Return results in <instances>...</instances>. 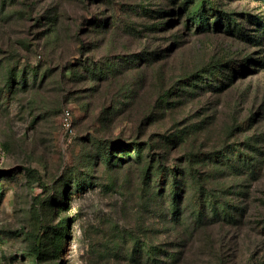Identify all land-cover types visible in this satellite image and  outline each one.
Segmentation results:
<instances>
[{
	"label": "rangeland",
	"instance_id": "1",
	"mask_svg": "<svg viewBox=\"0 0 264 264\" xmlns=\"http://www.w3.org/2000/svg\"><path fill=\"white\" fill-rule=\"evenodd\" d=\"M201 1L0 0V264H32L35 240L46 249L41 264H136L147 237L169 249L176 232L192 233L197 260L207 261L199 248L207 238L224 240V251L236 240L264 259V35L255 21L264 22V0H205L232 18L234 33L189 30ZM208 70L214 87L183 92L185 76L198 83ZM169 137L180 139L169 144L180 145L175 162L205 156L207 205L245 209L243 227L213 219L193 229L187 196L173 227L148 205L151 156L144 148L136 163L121 150ZM103 148L117 167L94 159L76 194L74 176ZM155 175L163 190L169 175Z\"/></svg>",
	"mask_w": 264,
	"mask_h": 264
},
{
	"label": "trees",
	"instance_id": "2",
	"mask_svg": "<svg viewBox=\"0 0 264 264\" xmlns=\"http://www.w3.org/2000/svg\"><path fill=\"white\" fill-rule=\"evenodd\" d=\"M210 15H213L212 20H209L208 16ZM188 18L187 27L189 30L194 28L195 31L207 32L210 29H213L221 30L226 33H234L237 30L235 29V26H231V22L233 21L232 18H230L227 13L216 10L215 3L210 1H201V3L196 6L194 10L188 12ZM255 21L261 23L259 24V29L264 35V22L259 19ZM147 61L150 63L152 60L147 59ZM246 70H248V68H246ZM207 73H210V70L203 72L198 76V78L195 79L198 83H194L191 79H189L190 76H185L184 83H187L188 88H184L183 92L185 93L188 89H190V87L191 89H194V87H214L213 81L207 77ZM95 76L97 75L92 72V77ZM222 85L223 84H221L219 88L215 87L214 89L219 90L223 87ZM183 86L186 87L185 85ZM168 94L169 92L162 93V97L160 99L164 98V96H168ZM141 126L142 123L138 125V131L141 129ZM178 140H180L179 137L176 140L169 137L166 138L165 141V143L168 144H165L158 142V140H155L154 138H148L145 143L134 141L133 144L127 145L125 150H121V152H134L133 156H128V158L133 159L136 163H140L142 161V151L144 148L147 151V154L151 156L148 166L145 167V174L150 181L148 183L149 192L147 193L149 200L148 205L159 207L163 211V223L173 227L179 223V221L180 223H183L180 220L181 218L179 217V213L181 211L182 201L184 197L187 196L190 198L188 200L193 201V204L196 208V212L191 220V224H189L193 229L204 230L205 226L210 224L213 219H219L218 221L214 222H223V220H225L237 224L239 223L240 225L237 227H240L241 225L243 227L244 222L242 220V216L245 209H241L240 206H237V210L227 211L224 209L225 205L220 206L219 203H209L207 205L208 188L206 186V175L207 168L209 166L206 163L205 156L202 153H187L184 157V161L180 163L175 162V158L171 157V150L174 148L179 149L178 146L180 145H176L174 147V145L171 146L169 144H175L176 142L180 143ZM160 146L162 147V150H164L161 153H156L154 155L152 151ZM110 147L118 148L120 146L112 145ZM219 154L221 153L215 155ZM170 157L174 161L170 160ZM94 159L99 160V164L104 163L105 166H108L109 170L117 167V162L115 161L117 158L115 155H112L108 151H104V148L103 150H99L95 155L91 156L90 161L86 166L88 169L87 173L83 174L82 178L77 175L74 176L75 188H73V190L76 194L92 178L94 174L92 170V167H94V165H92ZM166 174L169 175V179L167 180L165 188L163 186V190L161 186L162 183L158 185H155L154 183V186H152L153 184L151 182L153 181H151V177H153V175H155V177L160 176L162 177L161 180H164L163 177ZM208 212L213 216H207ZM259 231L264 232V225L259 229ZM188 233L176 232L175 234H171L172 242L170 246H172V248L169 249H164L162 246L155 244L153 240L147 237V239H145V252L143 258L132 261H134L136 264H198V261L200 264H264V259H255L251 248L244 245L243 243L237 242L236 240L235 242L231 241V249L224 251L222 249V243L224 240H222L218 246L215 241L210 238L201 239L199 246V248L202 249L201 254L207 255L205 256L207 257V261H204L206 258L197 260L194 258L196 252L193 251L196 247V242L191 237L192 233ZM59 235L61 237H66L67 233L60 232ZM262 247L264 246L262 245ZM242 249L247 251V257L245 254H241V258L238 259V252L242 251ZM52 250L59 251L57 246H54ZM45 253L46 249L43 248V245L40 242H37L36 240L32 242V250L28 252V254L31 255L32 264H41L42 256H44Z\"/></svg>",
	"mask_w": 264,
	"mask_h": 264
},
{
	"label": "built area",
	"instance_id": "3",
	"mask_svg": "<svg viewBox=\"0 0 264 264\" xmlns=\"http://www.w3.org/2000/svg\"><path fill=\"white\" fill-rule=\"evenodd\" d=\"M61 128L65 139L70 140L74 136L72 116L68 109H64L62 112Z\"/></svg>",
	"mask_w": 264,
	"mask_h": 264
}]
</instances>
